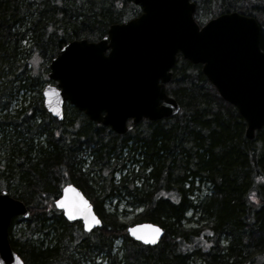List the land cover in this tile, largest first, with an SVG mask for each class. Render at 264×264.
Wrapping results in <instances>:
<instances>
[{"label":"trees","instance_id":"1","mask_svg":"<svg viewBox=\"0 0 264 264\" xmlns=\"http://www.w3.org/2000/svg\"><path fill=\"white\" fill-rule=\"evenodd\" d=\"M227 1L200 0L221 11ZM138 13L129 0H0V186L30 213L29 238H13L18 216L11 218V249L25 264H95L98 256L106 264H264V126L246 138L244 119L200 64L178 55L165 88L179 111L128 122L124 134L68 104L55 119L40 89L9 108L20 91L47 81L48 62L63 44L97 41ZM33 55L43 73L32 72ZM66 183L88 198L100 227L85 232L54 208ZM202 184L209 191L194 197ZM117 197L139 210L121 220L103 207ZM140 222L163 228L157 244L127 235L126 227Z\"/></svg>","mask_w":264,"mask_h":264},{"label":"water","instance_id":"2","mask_svg":"<svg viewBox=\"0 0 264 264\" xmlns=\"http://www.w3.org/2000/svg\"><path fill=\"white\" fill-rule=\"evenodd\" d=\"M141 13L113 23L106 36L97 41L72 39L63 44L48 62L47 78L54 84L43 86L45 110L62 120L68 103L95 123L124 134L127 120L136 125L143 118L154 121L176 114L179 105L166 92L177 54L201 71L223 100L236 107L245 121L244 135L254 137L264 126V51L259 47V31L254 20L235 12L210 19L201 28L194 21V4L189 0H130ZM71 185L88 202L89 212L99 224L84 227V218H69L55 201ZM67 222L80 221L85 232L100 227L102 221L88 198L72 183L62 186L53 200ZM29 210L6 190L0 191V264H24L8 241L11 218H26ZM162 227L140 222L126 227L127 235L144 245L129 229L142 232Z\"/></svg>","mask_w":264,"mask_h":264},{"label":"rangeland","instance_id":"3","mask_svg":"<svg viewBox=\"0 0 264 264\" xmlns=\"http://www.w3.org/2000/svg\"><path fill=\"white\" fill-rule=\"evenodd\" d=\"M241 1L242 0L234 2L233 0H230L229 2H230V5L234 6V5H239V4L244 3L245 0L243 2H241ZM254 2H258V0H249L248 2H246V5H247L246 7L254 4ZM210 3H212V2H210ZM210 3L201 4L202 7L197 8L195 15H196L199 22L202 23L207 18H209V17L213 16L214 14H216L217 12H219L218 5L215 3H212V4H210ZM258 3H261V2H258ZM41 60L42 59H40L36 55H33L29 58L31 68H32V72L34 74H37L38 72L43 73V61H41ZM27 66L29 67L30 65L28 64ZM47 72H48V70H47ZM47 72H46V74H47ZM46 79H47V81L46 82L44 81L42 84L40 83L37 86H30L26 91H24V90L20 91L18 93L17 97H15L13 99V101H11L9 108L14 109L15 107H17L22 102L21 101L22 94L24 95V97H25V94L28 96L29 93H31L32 96H35L36 92H38L37 89H40V94H41L42 88L45 84H47V83L54 84V82L52 80H49L47 78V76H46ZM41 97H42V95H41ZM65 105H67V104H65ZM128 167L132 168V166H130V165ZM116 176H117V174H116ZM209 186L210 185H208V184L200 185L199 189L194 191V193H195L194 197H196V196L202 197L206 192L209 191ZM1 189H2V187L0 186V190ZM115 206H117L116 209H115ZM103 207L106 208L107 211H111V212L116 210V212L118 213V217L121 220H127V219L131 218L133 213L139 210V208L133 210V208H131L126 203V200L121 198V197L113 198L111 200L106 201ZM132 210H133V212L131 213ZM188 215H190V212H188ZM28 217H29V215H28ZM28 217H26V218H28ZM26 218L18 217V221L12 225V235H13V238H15L16 240L24 239L25 237H27V238L30 237V235L26 232L27 230L24 231L25 224L29 222V220H27V221L24 220ZM192 218H193L192 220H190V219L188 220V222H189V223L187 222L188 226H195V221L197 219V216H193ZM30 223H31V221H30ZM31 237H32V239H35L36 237L40 238V237H42V233H38L36 235V237L35 236H31ZM119 244H120V240L119 239L115 240V242L113 244V246H114L113 252L117 251L116 248L119 246ZM93 261L95 264H106L105 259L102 258L101 256L94 258ZM87 264H88V262H87Z\"/></svg>","mask_w":264,"mask_h":264},{"label":"snow or ice","instance_id":"4","mask_svg":"<svg viewBox=\"0 0 264 264\" xmlns=\"http://www.w3.org/2000/svg\"><path fill=\"white\" fill-rule=\"evenodd\" d=\"M56 205L64 209V214L69 218H72L76 215H80L84 218V227L85 229L89 228L90 223L99 224L100 221L97 220L89 212V205L86 200L71 185L67 186L64 189V195L60 199L55 201ZM131 234L135 236L138 240L143 241L144 243H153L157 242V238L161 232V229L158 227H151L150 231L142 232L140 229L132 228L129 229ZM211 235V234H210Z\"/></svg>","mask_w":264,"mask_h":264},{"label":"flooded vegetation","instance_id":"5","mask_svg":"<svg viewBox=\"0 0 264 264\" xmlns=\"http://www.w3.org/2000/svg\"><path fill=\"white\" fill-rule=\"evenodd\" d=\"M230 0L227 1L225 8L223 11L219 10V12H217L216 14H214L213 16L207 18L204 22H199L195 13L197 8L202 7L201 6V2L200 0H189V3L194 4V10L192 11V17L194 19V21L198 24V26L201 28L206 22H208L210 19H214L217 16L221 15V14H225V13H231V12H235L237 14H239L240 16L252 19L255 21L257 27H258V31H259V47H261V36H264V0H258V2H254V4L246 7V2H248L249 0H242L241 2L244 1V3L239 4V5H230ZM234 2L239 1V0H233ZM131 3H133V1H130ZM215 3V2H214ZM212 4V3H210ZM218 5L219 7V3H215ZM220 4L222 5V3L220 2ZM133 5L137 6L139 8V13L138 15L141 13V8L139 5L133 3ZM245 6V7H244ZM136 15V16H138ZM135 16V17H136ZM262 50V49H261Z\"/></svg>","mask_w":264,"mask_h":264}]
</instances>
